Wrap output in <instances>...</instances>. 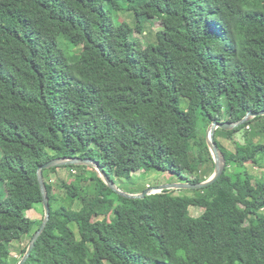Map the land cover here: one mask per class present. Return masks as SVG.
<instances>
[{
    "label": "trees",
    "instance_id": "obj_1",
    "mask_svg": "<svg viewBox=\"0 0 264 264\" xmlns=\"http://www.w3.org/2000/svg\"><path fill=\"white\" fill-rule=\"evenodd\" d=\"M130 1L0 0V264L42 222L26 214L42 200L40 165L91 158L113 182L157 170L198 183L214 169L210 123L264 110V0H145L133 26L115 24ZM155 21L142 47L134 34ZM261 117L215 131L226 168L193 196L126 199L64 166L81 173L59 197L45 180L57 168L43 170L50 218L24 264H264V178L245 167L264 168V144L233 153L216 140Z\"/></svg>",
    "mask_w": 264,
    "mask_h": 264
},
{
    "label": "rangeland",
    "instance_id": "obj_2",
    "mask_svg": "<svg viewBox=\"0 0 264 264\" xmlns=\"http://www.w3.org/2000/svg\"><path fill=\"white\" fill-rule=\"evenodd\" d=\"M144 1L145 0H131L128 4H123V9L121 11L112 13L113 22L117 24L119 22L126 21L130 26H133L136 21L130 9L135 5L142 4ZM158 29H160V23L156 21L154 23L150 22L145 24V26L143 27V32L141 34L135 33L134 37L140 41V44H142L141 46L143 47V45H145L144 43L155 42V40L153 41V35ZM69 55L70 57H72L74 53H69ZM249 128V130H246L247 132L245 131V129H248V127H246L245 129H241L231 136L223 135L226 133H221L222 135H219V133H217L216 140L224 149L233 153L246 151V142L248 141V139L251 140L254 144H264V116L258 120L251 122L249 124ZM245 167L255 180L262 177L264 178V168L256 167L250 162L246 163ZM69 170L70 169L68 168L60 167L57 168V170L54 172H46L45 180L53 186V192L59 197H64L66 193L65 189L62 187V184H68L69 182L77 178V176H79L81 173L78 169H74V171L71 172ZM209 170H211V165L207 164L200 169V174L202 176H206ZM114 181V184L118 189H120L122 192L131 194L141 193L149 187L181 182L179 179L172 176L169 171L160 172L157 170H140L132 172L128 178H114ZM81 185L88 190V195H90L91 197L94 195L95 190L93 181L83 182L81 183ZM171 193L173 195L193 196L196 195L197 192L196 190L188 189L171 191ZM106 194V191L102 192V195ZM90 196H87V198L90 199ZM110 196L115 197L114 194H111ZM0 197H2V199L5 198V189L3 185H0ZM81 204L82 203L79 199L76 200V202H74L72 205V209L78 210L81 207ZM189 213L192 216L196 217L202 213V209L197 207H190ZM26 214L30 219L42 220L44 214L42 204H36L34 209L28 211ZM70 227L76 233L77 237H79L77 233V226L75 225V223L70 224ZM33 229L34 230L32 231V234L36 230L35 226ZM30 240V237L26 236L20 242L10 243L11 254L9 258V264H16L21 259V257L23 256L22 250L28 246Z\"/></svg>",
    "mask_w": 264,
    "mask_h": 264
},
{
    "label": "water",
    "instance_id": "obj_3",
    "mask_svg": "<svg viewBox=\"0 0 264 264\" xmlns=\"http://www.w3.org/2000/svg\"><path fill=\"white\" fill-rule=\"evenodd\" d=\"M264 116V110L260 112H252L248 111L243 118L236 122H229V121H223L219 122L216 120H213L210 125L208 126L205 134V141L206 145L208 147L209 153L211 155V158L214 163V169L212 174L206 178L202 182L198 183H190V182H174L170 184H162L155 187H149L146 188L141 193H125L122 192L120 189L116 187L114 182L110 180V178L107 176L106 172L104 171L103 167L95 160L91 158H79V157H59V158H53L46 163L40 165L36 171L37 181L39 185V189L41 192V204L43 207V218L40 226L37 228V230L33 233L31 240L21 257V259L16 264H24L29 256L31 255V252L35 246L36 241L40 237V235L45 230L47 223L50 218V206H49V198L47 194L46 184L43 176V170H48L52 168H60L64 166H86L89 168H92L95 170L102 180V182L115 194L126 198V199H143L146 196L158 194L163 191H177V190H199L202 188H205L209 185H212L215 181H217L221 175L223 174L225 168H226V160L217 146L215 140H214V134L217 129L225 130V131H232L239 126H242L245 123H248L250 120L256 117Z\"/></svg>",
    "mask_w": 264,
    "mask_h": 264
}]
</instances>
